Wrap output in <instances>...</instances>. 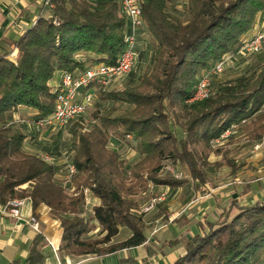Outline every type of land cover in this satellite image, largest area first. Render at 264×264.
<instances>
[{"label": "trees", "instance_id": "trees-1", "mask_svg": "<svg viewBox=\"0 0 264 264\" xmlns=\"http://www.w3.org/2000/svg\"><path fill=\"white\" fill-rule=\"evenodd\" d=\"M139 1L146 31L152 35L150 71L136 84L100 91L98 109L89 117L94 123L81 130L75 122L69 129L71 160L77 169L72 183L89 188L99 199L88 215L83 194L68 193L55 177L57 165L25 150L26 140L39 136L6 124L22 107L32 109L31 120L53 111L57 84L49 82L56 72L83 70L96 62L116 63L127 28L118 1L50 0V5H43L45 12L6 41L7 47L1 46L0 204L26 197L34 216L39 206H47L59 219V251L64 255L103 256L143 244L146 223L144 215L134 211L133 194L147 188L149 181L177 187L188 180L163 166L180 165L200 189L208 181L213 140L232 124L247 120L251 139L264 140V66L254 76L242 74L235 83L221 85L214 96L185 103L200 72L235 53L256 16L264 12V0H186L183 15L173 7L177 0ZM13 48L17 57L10 60L7 54ZM105 101L129 107L117 115L99 114ZM111 136L124 143L136 141L141 158L127 166L119 152L108 147ZM227 163L231 172L237 170L233 159ZM24 183L25 189L17 188ZM96 223L99 235L90 237L87 234ZM205 224L201 232L184 233L178 239L185 252L173 264H264V198L252 204L232 199ZM120 228L129 235L117 241ZM44 246V237L37 234L26 264H45Z\"/></svg>", "mask_w": 264, "mask_h": 264}, {"label": "crops", "instance_id": "crops-1", "mask_svg": "<svg viewBox=\"0 0 264 264\" xmlns=\"http://www.w3.org/2000/svg\"><path fill=\"white\" fill-rule=\"evenodd\" d=\"M39 1L40 0H0V51L2 50V44L6 45V41L15 38L37 17L40 12H42L39 9ZM184 1L186 0H180L182 4ZM34 14L35 17L32 18ZM17 25H20V28H16ZM256 29H264V12L259 13L256 16L252 28L245 36L251 34ZM138 51L139 57L137 64L130 73L123 76L120 80L113 81L109 85H97L95 87V97H98L97 101L101 94L100 91H110L112 89L118 90L119 85H122L120 87L123 89L135 84V80L140 75V72H136L139 69V67L137 69V66H145L146 62L144 60L151 55L153 56L154 53L152 44L147 42L145 38L141 39ZM256 54H253L249 60H252ZM233 58L234 60L229 61V59L226 62L223 72L227 71L228 74L225 78L221 79L222 81L216 82L215 90L219 89L221 84L232 83V81H229L230 78L234 79L243 74L242 72L244 71H240L246 65L238 60V58H240L239 56H234ZM150 66H152V62L150 63ZM251 66L252 65H249V67H245V69L247 68L249 70ZM261 68L253 72V75L251 76H254ZM236 72L237 74H235ZM232 73H234L235 77H233V75L231 76ZM60 74L61 72H56L49 84L56 85L59 82ZM105 102L103 103L104 106H107L109 103L112 105L111 101ZM185 103L191 104L193 102L188 98L185 100ZM26 113L27 111L22 107L14 112L13 116L19 117L20 119L31 120L33 111ZM255 118L256 115H253L251 120L254 121ZM248 122L249 121L245 120V122L242 121L240 124H236L235 131L224 140L227 144L224 149L229 147L226 150H230L231 155L230 157H226L224 162H220L222 165L219 167H223L220 174H227L230 176L231 187H226L224 184L221 185L220 180L217 178L218 176L210 177L208 175V181L204 183L200 189H197L194 185L195 181L190 179L187 173L181 174V177L179 178H187L188 180L181 186L177 187L155 184L151 181H149L150 183L148 182L149 184H153V186L151 188L147 187L146 193H152L151 199L157 198L158 196L161 197V199L156 201L154 206L149 210H144V208L150 202L145 205H139L140 210L137 208V211L144 215L146 223L144 231L146 241L143 244L132 248H123L103 256H71L61 254L59 246L61 242L62 228L59 219L52 216L47 206L41 205L37 209L35 216L38 221V228L34 229L26 222L28 215L30 213L32 214L31 203L28 202V204L22 209L21 218H14L0 214V264H26V257L29 252L30 244L37 234H41L44 237L45 246L43 247V251L46 255L45 264H173L175 260L185 252L184 247L177 242L184 233L189 235L192 233L194 234L195 232H201L206 227V221L215 219L231 203L232 199H239L243 204H252L256 200L264 198V169L255 180H253V178L248 181L243 180V177L247 172L250 174V168L257 165L259 160L264 161V140L253 141L250 139L251 136L249 130L246 129V124ZM18 126L23 130L25 129L27 133H29V130L32 128V126L27 124L20 125L18 123L13 125L15 128ZM177 128L179 127L176 126V131L180 134L181 132ZM48 133L49 131L45 130L42 131V134L38 139L26 140L24 145L25 150L28 152H35L37 150L47 149L56 151L57 153L59 147L66 144L64 140L66 139L67 141H70L71 139H69L68 136H70V138L72 136L70 132H50L49 134L52 136V141L48 143L46 142L48 141ZM241 137L243 142L251 141L250 152H252L253 155L245 156L244 160L246 163H244V160L239 161L238 159V157L241 156L240 150L242 149V141L238 138ZM128 138L131 139L130 136H128ZM34 141H36V143ZM130 141L134 142L133 145L137 147L136 141ZM224 143H212V147H219L222 149L220 146H224ZM261 143H263V146L258 149L254 148L256 144ZM48 145L52 146L51 149ZM228 158L233 159L238 165L236 171L231 172L230 166L227 163ZM174 167L179 169L178 167L180 166L174 164ZM247 167L248 169L246 173L243 174L244 169ZM260 171L261 169H258V172ZM214 179L216 183H214ZM194 193L196 194V199H200L199 202H192L193 197H190L191 195L193 196ZM89 200L90 203L92 202L93 206L99 203V199L93 196L92 193L91 196H89ZM86 205L83 204L84 214H87V212L89 214L92 211L93 206L87 208ZM95 229H99V227L97 226ZM119 230L118 235L115 237V240L117 241L122 240L129 235V232L125 229L120 228ZM124 230L125 232L121 235V232Z\"/></svg>", "mask_w": 264, "mask_h": 264}, {"label": "built area", "instance_id": "built-area-1", "mask_svg": "<svg viewBox=\"0 0 264 264\" xmlns=\"http://www.w3.org/2000/svg\"><path fill=\"white\" fill-rule=\"evenodd\" d=\"M93 2L100 0H91ZM118 1L120 13L125 17L127 28L123 39V49L119 54L116 63L107 64L104 62L92 63L83 70L74 72L63 71L60 74L59 82L57 83L56 98L53 111L46 117L36 120H25L19 117H14L8 121L6 126L15 124H27L32 126L29 133H36L39 137L42 131L48 130L51 133L62 131L67 133L71 125L79 122L85 130L89 124L94 123L93 119L86 118V110L93 103L96 95L95 87L97 85L106 86L117 80L118 77H123L130 73L139 57L138 46L146 31V23L142 16L139 0H116ZM44 6L50 5V0H44ZM264 49V29H256L251 34L244 36L240 45L235 51V54L253 55ZM234 53L225 54L212 67L206 69L201 74L197 81L195 91L190 100H202L211 95L210 86L211 77L220 74L224 71L226 62ZM264 111V104L262 105ZM245 121L244 119L242 120ZM236 124H232L218 138L213 140L214 144H222V141L228 138L236 129ZM34 131V132H33ZM28 139V138H27ZM64 140V139H63ZM66 144L59 147L56 154H51L46 150H37L34 153L42 160L57 165L58 169L55 177L65 187L68 193L73 195L83 194V204L90 203L87 187L80 186L76 188L72 180L77 173V169L72 162L71 155L73 149L71 141L64 140ZM63 141V142H64ZM263 146V143L256 144L255 149ZM163 170L170 172L175 177H181V173L175 172V167L166 165ZM161 197L153 198L151 203L144 210H149L154 206L156 201ZM30 202L28 198H11L6 203L0 204V214L14 218L22 217V209ZM26 222L34 229L38 228V221L31 213L28 215Z\"/></svg>", "mask_w": 264, "mask_h": 264}, {"label": "rangeland", "instance_id": "rangeland-1", "mask_svg": "<svg viewBox=\"0 0 264 264\" xmlns=\"http://www.w3.org/2000/svg\"><path fill=\"white\" fill-rule=\"evenodd\" d=\"M36 3H38V2H36ZM39 4H40V6H39V9L41 10V11H43V12H45V9H43V4H44V0H40L39 1ZM175 5L173 6L174 8H177V9H179V11H181V15H183L182 13V11L184 10V8H183V5H182V3L180 2V0H177L175 3H174ZM38 14V13H37ZM35 17V14H34V16L32 17V18H34ZM16 28H20V25H17V27ZM147 36H146V35ZM144 35H143V38L142 39H144L145 38V40L147 41V42H149V43H151V39H152V35H151V33L150 32H146ZM146 36V37H145ZM6 47H7V45H6ZM139 52V51H138ZM153 53V52H152ZM234 56H239L238 54H233L231 57H230V60L229 61H231V60H234ZM252 55H241V56H239L240 58H238V60L242 63V64H245L246 66H244L243 67V69L240 71V72H242V71H244V72H242L243 74L244 73H247L248 75H253V72H255L257 69H259V68H261L262 66H263V63H264V50L263 51H261V52H259L258 54H256L253 58H252V60H249V58L251 57ZM7 57L10 59V60H15L16 59V57H17V49H15V48H13L8 54H7ZM137 61H138V59H137ZM145 62H146V65L145 66H137V69H138V67H139V69L136 71V72H140V75L137 77V79L135 80V84L136 83H138V81H139V78H140V76L141 75H143V74H145V73H148L149 71H150V68H151V66H150V63L152 62V55L151 56H149V57H147V59L146 60H144ZM137 64V63H136ZM249 65H252L251 66V68L248 70L247 68L245 69V67H249ZM203 71L204 70H202V72H200L201 74L203 73ZM134 73V72H133ZM239 73V72H238ZM227 74H228V72L226 71V72H221V74H217V75H213L212 77H211V83H210V86L212 87V89H211V95L209 96V97H211V96H214L215 95V93L217 92V90H215L216 89V82H219V81H222L221 79H223V78H225V76H227ZM235 74H237V72L235 73ZM233 75V77H235L234 76V73H232L231 74V76ZM242 75V74H241ZM240 75V76H241ZM125 76V75H124ZM122 77L120 76V77H118L117 78V80H120ZM239 79V76H237V77H235L234 79H231L230 78V80L229 81H232V83H235L237 80ZM231 83V84H232ZM196 84H197V82L195 83V85H194V91H195V88H196ZM222 85V84H221ZM120 86H122V85H119V89H122ZM219 88V87H218ZM219 90V89H218ZM194 91H193V93H194ZM193 93H192V95H193ZM191 95V96H192ZM96 96V95H95ZM190 96V97H191ZM189 98V97H188ZM187 98V99H188ZM97 99H98V97H94V99H93V103H92V105H90L89 107H88V109L86 110V118L87 117H90V115L92 114V112H95L97 109H98V104L100 103V96H99V100L97 101ZM187 99H185V100H187ZM190 99V98H189ZM96 100V101H95ZM197 101H200V100H191V102H197ZM104 103V102H103ZM102 103V104H103ZM105 104H106V102H105ZM128 105H125V104H117V105H111L110 103L109 104H107V106H101V110H100V112L99 113H104V112H110V113H112L113 115H117V114H120V113H122V112H124L125 110H127L128 109ZM24 109L27 111V113L29 112V111H32V109H30V108H26V107H24ZM26 113V114H27ZM24 114H25V112H24ZM21 116V115H20ZM79 127H82V125H78ZM179 131H180V129L179 128H177ZM80 130V129H79ZM26 134H29V133H27L26 131H25V129L23 130ZM81 131V130H80ZM50 133V132H49ZM48 133V135H47V137H48V141H46V142H48V143H50L51 141H52V136H51V134H49ZM181 134V133H180ZM68 138L69 139H71L70 141L72 142V138H70V136H68ZM250 138V137H249ZM51 139V140H50ZM239 140H243L242 139V137L241 138H238ZM251 139V138H250ZM225 140V139H224ZM222 141V144L224 143V146L222 145V146H220V147H222V149H220L219 150V152H215L214 150L217 148V147H213L212 149H214L210 154H209V156H208V161L210 162L209 163V165L206 167V171H207V173H208V175L210 176V177H212V176H215V177H217L219 180H220V183H221V185L222 184H224V185H226V187H231V179L229 178L230 176L229 175H227V174H220V172L222 171V168L223 167H217L216 166V162H224L225 161V158L226 157H230V155H231V152H230V150H226V149H228V148H225L224 149V147L227 145L226 144V141ZM69 141V140H68ZM251 142V141H250ZM250 142L249 141H242L241 142V147H242V149L240 150V153H241V156L240 157H238V159H239V161H243L244 159H245V156H249V155H253V153L252 152H250ZM134 144V142H131V143H124V142H122V141H120V140H118L117 138H115L114 136H111L110 138H109V142H108V147L109 148H111V149H113V150H116V151H118L119 152V154H120V157L124 160V162H125V164L127 165V166H129V165H131L132 163H134V162H136L139 158H140V154H139V152H138V149H137V147L136 146H134L133 145ZM49 146V148L51 149V145H48ZM47 147V146H46ZM225 153H227V154H225ZM251 153V154H250ZM237 157V156H236ZM244 163H246V161L244 160ZM222 164V163H221ZM180 166V165H179ZM179 169H177V168H175V172L177 171V173L179 172V173H181V174H184V173H186V171H185V169L182 167H178ZM247 169H248V167L246 168V169H244V173L243 174H245L246 173V171H247ZM258 169H261V171L260 172H258ZM264 169V161L263 160H259L258 162H257V165H255V166H253L252 168H250L249 170H250V174H248V172L244 175V177H243V180L244 181H248V180H250V179H252L253 178V180H255V178L257 177V176H259V174H261L262 173V170ZM161 171V170H160ZM159 171V172H160ZM162 172V171H161ZM161 172H160V174H161ZM162 175H163V172H162ZM261 181V180H260ZM150 183V182H149ZM147 184L148 186L147 187H149V188H151L152 186H153V184ZM214 183H216V181H215V179H214ZM227 183V184H226ZM229 184V185H228ZM28 186V184L27 183H24V184H22V185H20V186H18L17 188H19V189H25L26 187ZM146 189L147 188H141V189H139L135 194H133V196H132V199L135 201V205H136V209H134V211L136 212V213H140L139 211H137V208H139V210H140V207H139V205H145V204H147L148 202H150L151 203V201H152V199H151V194L152 193H150V192H147L146 193ZM209 189V188H208ZM219 189H221V188H219ZM192 192V191H191ZM89 196H91V191H90V193H89ZM88 196V197H89ZM196 194L194 193L193 194V196L191 195V197L190 198H192V202L193 203H195L196 201H200V199H196ZM22 198H26V197H22ZM206 201V200H205ZM149 203V204H150ZM148 204V205H149ZM93 205H92V202L90 203V204H88V205H86V207L87 208H89V207H92ZM86 208V209H87ZM84 215H86V214H84ZM87 215H88V212H87ZM100 232V230L99 229H94V231L92 230L91 232H89L87 235H89L90 237L92 236V237H95L96 235H99L98 233ZM125 232V230L124 231H122L121 232V235H122V233H124ZM98 237V236H97Z\"/></svg>", "mask_w": 264, "mask_h": 264}]
</instances>
